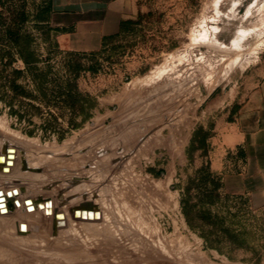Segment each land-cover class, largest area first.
Wrapping results in <instances>:
<instances>
[{"label": "rangeland", "instance_id": "obj_1", "mask_svg": "<svg viewBox=\"0 0 264 264\" xmlns=\"http://www.w3.org/2000/svg\"><path fill=\"white\" fill-rule=\"evenodd\" d=\"M40 1L0 4V87L25 70L22 46L39 69L15 83L41 95L43 81L53 99L29 96L41 110L19 113L0 101V161L15 155L0 162V195L9 196L0 264H264V213L196 195L209 147L193 141L232 120L256 82L264 28L244 19L250 7L252 24L264 19V0H145L105 50L72 56L37 22ZM66 80L91 97H80L90 116L78 127L69 124L84 114L54 102ZM188 189L195 227L181 203ZM83 205L95 212L81 213Z\"/></svg>", "mask_w": 264, "mask_h": 264}, {"label": "crops", "instance_id": "obj_2", "mask_svg": "<svg viewBox=\"0 0 264 264\" xmlns=\"http://www.w3.org/2000/svg\"><path fill=\"white\" fill-rule=\"evenodd\" d=\"M144 1L51 0L54 43L64 51H98L106 38L120 33L124 21L142 12ZM251 9L244 20L252 22L246 26L264 28L261 17L252 24L256 20ZM259 55L258 77L244 94L237 114L212 129L206 163L220 178V191L228 200H242L264 213V51Z\"/></svg>", "mask_w": 264, "mask_h": 264}, {"label": "trees", "instance_id": "obj_3", "mask_svg": "<svg viewBox=\"0 0 264 264\" xmlns=\"http://www.w3.org/2000/svg\"><path fill=\"white\" fill-rule=\"evenodd\" d=\"M1 3L5 5V3L2 2V0H0V4ZM51 8H52L51 0H41L40 3L38 4L36 17H37V22L40 25H44V26L49 25V17L51 13ZM131 23H132L131 21H124L122 23V29L120 33L116 36L106 38L104 40V44L101 50H105L108 44L107 41L126 32L129 25H131ZM5 31L8 35L17 37L18 31L13 30L11 25H8ZM101 50H99V52H101ZM18 53H19L21 60L25 64V70L23 71L15 70L14 71V74L16 75L15 78L22 73H27V72L33 73L34 71L39 69V67H37L34 64V60L30 58V56L28 55V52L25 51V49H23L22 46L19 47ZM65 53H66V56L83 54L82 52L81 53L65 52ZM93 53H97V52H93ZM64 62H65V65L68 66V68L69 66H71L68 63V61L64 60ZM41 74L42 76H44V78L46 77V74H43V72H41ZM15 78L11 80L12 87H8L7 89L4 87H0V101H4L5 104L9 106L10 111L19 113L20 108L21 107L23 108L24 105H29L40 111L42 106L40 107V105H34L31 102H28L25 100V98H29V96H33L35 99L43 100L46 106L50 105L49 102H51V100L53 99L49 98V93H48L49 90L47 89V87H45V82L38 81L37 83L36 91H38V93H40L41 95H33V93L29 92L26 89V87L15 83ZM65 84H66L65 86L60 85L59 87H54L55 90H54L53 95H54V100H56L54 102L55 104H59L60 108L62 109L69 108L71 110L70 112L72 113V115L81 114V112L82 114H84V119L82 122L80 123L70 122L69 124L72 127H78L84 123V120L87 119V117L90 116V113L85 112L86 110V107L84 105L85 101L82 102L81 100L82 98L80 97H85V98L86 97L91 98V97L88 95L86 96L81 95V93L78 91V88L75 87V85L71 83L70 80L69 81L66 80ZM16 104H18L17 108H16ZM55 124L56 123H53L52 121L47 120L44 123V127L45 129L52 128L53 130H55L56 129ZM209 134H210L209 131H205L203 129H199L194 134L193 141L195 143H198V148L204 149L208 146L207 139L208 137H210ZM197 175H198L197 178L199 179L198 180L199 183L204 186L202 185L199 186V191H197L196 195L200 199L205 198L207 201H209L208 203H212V204L215 203L217 200H220L223 196V194L220 191V186H221L220 178L211 171L210 166L206 165V166L201 167L197 171ZM195 179H193V182ZM193 197L194 195L190 194V189H188L184 193L181 203H182L184 215L186 217V221L188 222L190 226L195 227L194 219L198 215L199 209L197 208L198 202H193ZM202 215L203 217L208 218V219L213 216L210 210H206Z\"/></svg>", "mask_w": 264, "mask_h": 264}, {"label": "bare ground", "instance_id": "obj_4", "mask_svg": "<svg viewBox=\"0 0 264 264\" xmlns=\"http://www.w3.org/2000/svg\"><path fill=\"white\" fill-rule=\"evenodd\" d=\"M13 157H15V155L13 154V151H6V153H5V155L4 156H2L1 157V163L2 164H5V165H7V163L9 162V161H11V160H9V161H7V158H13ZM5 158H6V160H5ZM5 161H6V163H5ZM12 162V161H11ZM14 163V162H13ZM5 168V167H4ZM6 198H7V200L9 199V196H5V195H0V208H1V210H3V211H5L6 209H4L6 206H7V202H6ZM4 202H6V203H4ZM45 204H46V202H45ZM47 205V204H46ZM2 212V211H1ZM2 213H4V212H2Z\"/></svg>", "mask_w": 264, "mask_h": 264}, {"label": "water", "instance_id": "obj_5", "mask_svg": "<svg viewBox=\"0 0 264 264\" xmlns=\"http://www.w3.org/2000/svg\"><path fill=\"white\" fill-rule=\"evenodd\" d=\"M2 160V159H1ZM88 205H90V204H88ZM89 208V209H88ZM86 209L87 210H90V211H86ZM81 211V213H85V212H87V213H91V212H93V210H94V206H86V205H83V207H82V209H80ZM94 212H95V210H94Z\"/></svg>", "mask_w": 264, "mask_h": 264}]
</instances>
